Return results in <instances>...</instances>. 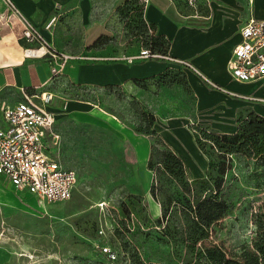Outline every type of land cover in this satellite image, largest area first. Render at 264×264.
<instances>
[{
    "label": "rangeland",
    "instance_id": "374dc122",
    "mask_svg": "<svg viewBox=\"0 0 264 264\" xmlns=\"http://www.w3.org/2000/svg\"><path fill=\"white\" fill-rule=\"evenodd\" d=\"M107 18L111 38L130 43L137 40L130 19L120 10L116 9L113 16L105 14L104 19ZM58 40L65 44L63 48L78 51L85 48V30L78 21L68 24ZM170 76L175 77L172 83L163 84L156 78L134 81L133 87L125 91L121 87H74L67 79L62 87L70 97L99 103L137 130L146 122V116L154 114L155 123L156 112L167 115L174 111L190 117L192 128V121L198 123L195 95L183 74L173 71ZM62 98L58 96L54 105L67 110ZM96 110L99 109L59 113L56 128L61 143L57 152L79 174L72 198L41 201L28 191H17L0 175L2 184L16 196L13 204L0 207L1 241L17 245L12 249L13 261L7 264H180L184 258L189 260L196 255L197 248L191 251L187 246L176 245L174 235L167 234L162 224L165 220L159 199L169 195L178 199L185 192L164 172L163 166L156 164L150 169L138 163L132 144L109 120L111 116ZM158 146L165 148L162 143ZM200 146L215 165V178L224 177L221 197L231 205L229 212L212 225L213 238L226 250L240 254L255 243L257 222L264 218V155L220 154L207 139L201 140ZM160 171L163 191L156 198L153 193ZM188 176L196 179L189 173ZM103 200L107 205L102 210L98 203Z\"/></svg>",
    "mask_w": 264,
    "mask_h": 264
},
{
    "label": "crops",
    "instance_id": "0c3cea01",
    "mask_svg": "<svg viewBox=\"0 0 264 264\" xmlns=\"http://www.w3.org/2000/svg\"><path fill=\"white\" fill-rule=\"evenodd\" d=\"M11 1L18 13L9 15L8 0H0V119L1 109L19 102L23 89L29 92L48 89L55 93V99L58 96L64 99L67 110L56 106L59 113L98 108L114 118L108 117L132 144L137 162L147 165L152 137L120 120L99 103L70 97L62 87L63 80L71 81L74 87L84 86L89 90L121 87L125 91L133 87L134 81L155 79L154 76L168 68L180 71L195 95L198 123L223 133H234L242 116L251 112L264 115V102L259 100L264 98V79L240 81L233 78L228 69L233 48L241 40L243 23L251 14L264 19V0H140L144 4L146 22L155 23L157 32L168 39L169 58H149L132 64L73 59L67 61L61 67L62 72L56 75L52 73V67H60L58 60L49 54H25L27 48H37L39 42L27 38L24 21L35 26L50 44L72 54H136L143 46L140 41H116L111 36L107 42L93 45L100 35L110 36L105 14L113 16L126 0ZM52 16H56L54 25L46 29L45 24ZM77 21L85 30V48L71 51L63 48L65 44L58 40V36L65 33L68 24ZM155 115L157 120L153 128L183 160L189 175L205 177L210 159L189 126L191 118L177 111L167 115L156 112ZM14 197L11 189L0 181V207L13 204ZM1 238L0 234V264H7L13 261L12 249L17 245L14 242L6 245Z\"/></svg>",
    "mask_w": 264,
    "mask_h": 264
},
{
    "label": "built area",
    "instance_id": "2783aa9c",
    "mask_svg": "<svg viewBox=\"0 0 264 264\" xmlns=\"http://www.w3.org/2000/svg\"><path fill=\"white\" fill-rule=\"evenodd\" d=\"M17 9L11 0L7 2V14H16ZM56 16L45 24L50 29ZM25 35L31 42H39L37 48L26 49V55L49 54L58 60L60 67H52L54 75L61 73V67L73 59L85 62L127 63L141 62L149 58H169L170 55L151 51L142 46L136 54L106 55L85 52L72 54L60 50L45 40L42 33L31 23L24 21ZM241 40L233 48L228 60L231 76L240 81L264 79V19L251 14L240 28ZM29 51V52H27ZM189 65L187 61H183ZM22 99L14 105L1 109L0 119V175L14 185L17 191H28L39 200L46 202L65 201L72 198L79 181L75 168L65 164L57 148L61 135L56 129L59 111L54 105L55 93L48 89L29 92L22 90ZM264 102V98H259ZM197 123L191 122L192 129ZM107 205L103 200L98 203L100 209ZM105 251H109L105 248Z\"/></svg>",
    "mask_w": 264,
    "mask_h": 264
},
{
    "label": "trees",
    "instance_id": "16d2710c",
    "mask_svg": "<svg viewBox=\"0 0 264 264\" xmlns=\"http://www.w3.org/2000/svg\"><path fill=\"white\" fill-rule=\"evenodd\" d=\"M121 13L130 19V27L137 40L147 46L153 52L165 54L168 52V39L157 32L155 23H148L144 19V4L140 0H126L117 7ZM130 17V18H129ZM110 39L108 34L100 35L93 45L103 44ZM173 69L154 76L160 83L167 84L175 81L171 77ZM177 74H182L177 71ZM183 79H185L183 75ZM143 126L138 131L150 135L156 140L152 142L151 155L148 167L154 168L156 164L163 166L174 183L185 192L186 195L173 199H159L163 208L164 231L174 235L175 244L197 248L196 255L191 259L184 260L180 264H264V218L260 219L256 230L258 238L252 247H246L240 254L228 251L219 245L213 238L212 225L227 214L230 210V202L222 198L224 188V177L214 176V163L210 159L209 168L205 178L190 180L183 160L162 140L160 134L154 129V114L146 116ZM195 124L198 141L210 140L214 147L223 153L246 152L249 154L264 155V115L249 113L239 119L238 129L234 133L217 134L209 128ZM199 141V142H200ZM162 143L165 148H159ZM264 157V156H263ZM157 165V166H158ZM225 169L221 170L224 173ZM163 180L161 171L157 175L154 196L157 198L159 192L163 191ZM175 202V203H174Z\"/></svg>",
    "mask_w": 264,
    "mask_h": 264
},
{
    "label": "bare ground",
    "instance_id": "6f19581e",
    "mask_svg": "<svg viewBox=\"0 0 264 264\" xmlns=\"http://www.w3.org/2000/svg\"><path fill=\"white\" fill-rule=\"evenodd\" d=\"M27 52H29V51H27Z\"/></svg>",
    "mask_w": 264,
    "mask_h": 264
}]
</instances>
